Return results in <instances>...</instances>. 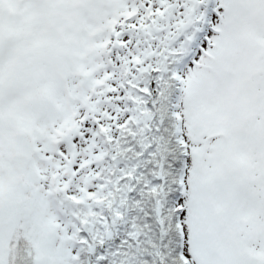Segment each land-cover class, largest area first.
Wrapping results in <instances>:
<instances>
[{"label":"snow or ice","instance_id":"snow-or-ice-1","mask_svg":"<svg viewBox=\"0 0 264 264\" xmlns=\"http://www.w3.org/2000/svg\"><path fill=\"white\" fill-rule=\"evenodd\" d=\"M0 264H264V0H0Z\"/></svg>","mask_w":264,"mask_h":264}]
</instances>
